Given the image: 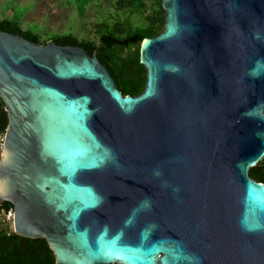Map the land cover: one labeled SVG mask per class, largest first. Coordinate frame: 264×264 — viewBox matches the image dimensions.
Instances as JSON below:
<instances>
[{"label": "water", "instance_id": "1", "mask_svg": "<svg viewBox=\"0 0 264 264\" xmlns=\"http://www.w3.org/2000/svg\"><path fill=\"white\" fill-rule=\"evenodd\" d=\"M144 89L0 29V201L55 264H264V0H162Z\"/></svg>", "mask_w": 264, "mask_h": 264}, {"label": "trees", "instance_id": "2", "mask_svg": "<svg viewBox=\"0 0 264 264\" xmlns=\"http://www.w3.org/2000/svg\"><path fill=\"white\" fill-rule=\"evenodd\" d=\"M91 0H84L83 6ZM81 7L79 10H83ZM116 14L110 20L97 24L94 39H79L74 33H58L44 39L29 27H23L19 18H0V29L18 32L37 43L52 39L61 45H79L108 68L118 88L124 94H138L147 80V68L140 61V47L145 37L160 33L165 24L162 0H116ZM8 114L0 97V133L6 131ZM2 148L0 146V156ZM249 174L264 182V155L249 168ZM13 204L0 201V220ZM54 251L44 237H28L0 224V264H55ZM119 264V263H114Z\"/></svg>", "mask_w": 264, "mask_h": 264}, {"label": "rangeland", "instance_id": "3", "mask_svg": "<svg viewBox=\"0 0 264 264\" xmlns=\"http://www.w3.org/2000/svg\"><path fill=\"white\" fill-rule=\"evenodd\" d=\"M83 4L84 0H0V18H19L23 27L34 29L44 39L67 32L79 39H94L97 24L115 16L116 0H91ZM81 7L83 10H79ZM9 213L2 216L0 224L13 229Z\"/></svg>", "mask_w": 264, "mask_h": 264}, {"label": "built area", "instance_id": "4", "mask_svg": "<svg viewBox=\"0 0 264 264\" xmlns=\"http://www.w3.org/2000/svg\"><path fill=\"white\" fill-rule=\"evenodd\" d=\"M4 142V134L3 133H0V146L2 147V144ZM10 213L9 214H12L11 211H9Z\"/></svg>", "mask_w": 264, "mask_h": 264}, {"label": "flooded vegetation", "instance_id": "5", "mask_svg": "<svg viewBox=\"0 0 264 264\" xmlns=\"http://www.w3.org/2000/svg\"><path fill=\"white\" fill-rule=\"evenodd\" d=\"M6 108V107H5ZM13 210H14V206H13V209H11L10 211L12 212V219H13Z\"/></svg>", "mask_w": 264, "mask_h": 264}, {"label": "bare ground", "instance_id": "6", "mask_svg": "<svg viewBox=\"0 0 264 264\" xmlns=\"http://www.w3.org/2000/svg\"><path fill=\"white\" fill-rule=\"evenodd\" d=\"M3 150H4V148H2V153H3Z\"/></svg>", "mask_w": 264, "mask_h": 264}]
</instances>
